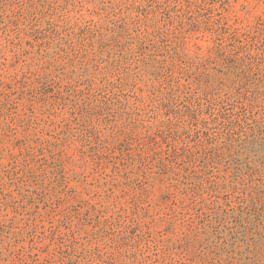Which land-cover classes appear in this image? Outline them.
I'll use <instances>...</instances> for the list:
<instances>
[{"label":"rangeland","instance_id":"1","mask_svg":"<svg viewBox=\"0 0 264 264\" xmlns=\"http://www.w3.org/2000/svg\"><path fill=\"white\" fill-rule=\"evenodd\" d=\"M0 264H264V0H0Z\"/></svg>","mask_w":264,"mask_h":264}]
</instances>
